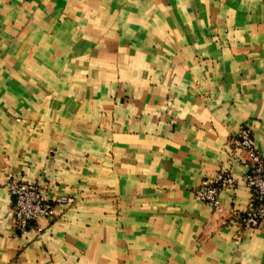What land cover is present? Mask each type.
<instances>
[{
	"label": "crops",
	"instance_id": "obj_1",
	"mask_svg": "<svg viewBox=\"0 0 264 264\" xmlns=\"http://www.w3.org/2000/svg\"><path fill=\"white\" fill-rule=\"evenodd\" d=\"M242 124L264 155V0H0V264H264ZM8 175L68 203L17 232Z\"/></svg>",
	"mask_w": 264,
	"mask_h": 264
},
{
	"label": "built area",
	"instance_id": "obj_2",
	"mask_svg": "<svg viewBox=\"0 0 264 264\" xmlns=\"http://www.w3.org/2000/svg\"><path fill=\"white\" fill-rule=\"evenodd\" d=\"M228 145L232 158L246 165L244 181L250 191L249 205L245 210L239 212L229 209L233 215L229 222L243 229L264 226V155L256 149L252 131L247 124L240 126L228 141ZM6 186L12 197L11 211L17 232L33 227L38 218H52L55 202L68 203L67 197L51 201L38 183L21 180L12 175L7 176ZM234 186L235 180L231 173L221 168L213 176L202 178L192 187V193L196 200L221 211L220 191Z\"/></svg>",
	"mask_w": 264,
	"mask_h": 264
}]
</instances>
